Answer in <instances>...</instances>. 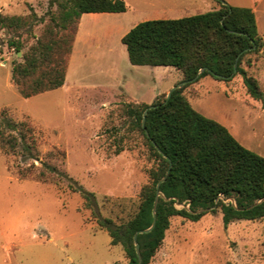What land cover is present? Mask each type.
Returning <instances> with one entry per match:
<instances>
[{"label": "rangeland", "instance_id": "obj_1", "mask_svg": "<svg viewBox=\"0 0 264 264\" xmlns=\"http://www.w3.org/2000/svg\"><path fill=\"white\" fill-rule=\"evenodd\" d=\"M124 1V13L84 16L62 88L24 98L11 80L13 63L23 61L57 7L51 0H0L1 15L29 20L35 13L40 20L31 33L0 31V264L128 262L60 174L92 193L103 217L120 223L137 213L154 161L125 107L164 100L184 76L171 66L132 65L121 38L140 22L207 12L219 0ZM221 1L252 8L264 39V0ZM15 35L24 43L20 53L8 46ZM242 66L264 90V48ZM184 93L195 110L264 156V101L248 95L241 76H205ZM40 172L50 180L37 179ZM151 264H264V218L225 226L220 212L196 222L173 217Z\"/></svg>", "mask_w": 264, "mask_h": 264}, {"label": "trees", "instance_id": "obj_2", "mask_svg": "<svg viewBox=\"0 0 264 264\" xmlns=\"http://www.w3.org/2000/svg\"><path fill=\"white\" fill-rule=\"evenodd\" d=\"M50 4L56 5L58 14L50 17L44 34L23 53V61L12 66L11 80L24 98L64 86L83 14L128 10L124 0H51ZM39 21L35 13L29 20L0 14V31L24 27L31 33L32 25ZM121 42L132 65L171 66L182 72L181 82H186L172 91L169 98L125 107L154 161L148 170L149 181L140 193L139 209L120 223L103 217L92 193L68 175H60L72 192L80 194L84 207L91 210L97 224L107 230L111 244L123 247L127 264H139L134 235L151 226L157 184L168 170L159 188L162 196L156 224L149 233L138 236L141 264H151L173 217L196 222L207 213L220 212L225 226L236 221L263 219L264 156L242 145L226 126L195 110L184 93L186 87L205 76L230 81L239 75L248 95L264 101V90L242 66L247 54L264 48L253 9L219 0V7L207 12L140 22ZM8 46L17 53L24 49L18 35L9 38ZM3 114L4 111L0 113ZM123 150L119 147L116 153ZM62 156L65 157L64 152ZM47 168L50 174L56 171L54 167ZM37 179L50 180L43 172Z\"/></svg>", "mask_w": 264, "mask_h": 264}, {"label": "water", "instance_id": "obj_3", "mask_svg": "<svg viewBox=\"0 0 264 264\" xmlns=\"http://www.w3.org/2000/svg\"><path fill=\"white\" fill-rule=\"evenodd\" d=\"M203 71V69L201 70V72ZM186 82H181L180 84L176 85L175 87H173L169 94L167 95V98H169L170 94L172 93V91H174L175 89L177 88H180L182 85H184ZM153 106H151L150 108H152ZM146 114V111L144 112V116ZM145 122V117L143 118V123ZM169 173V170L167 171L165 177L162 178V180L157 184V194H156V198H155V201H154V205H153V210H152V213H153V221H152V224L149 228L147 229H143V230H139L135 233L134 235V241H135V248H136V252H137V255H138V258H139V264L142 263V258H141V252H140V245L138 243V236L140 234H145V233H149L155 226L156 224V211H157V206H158V202H159V198L160 196H162V193L160 192L159 188H160V184L161 182L165 181L166 178H167V175Z\"/></svg>", "mask_w": 264, "mask_h": 264}, {"label": "crops", "instance_id": "obj_4", "mask_svg": "<svg viewBox=\"0 0 264 264\" xmlns=\"http://www.w3.org/2000/svg\"><path fill=\"white\" fill-rule=\"evenodd\" d=\"M108 13H90V14H83L82 16H81V23H80V27H79V31H78V34H77V37H76V40H77V38H78V35L80 34V29H81V24H82V20H83V18H84V16H105V15H107ZM76 42V41H75ZM74 49H75V45H74V47H73V51H72V54H71V58H70V61H69V66H68V70H69V67H70V63H71V59H72V56H73V52H74ZM68 70H67V73H68ZM66 79H67V76H66ZM65 83H66V81H65ZM65 85V84H64ZM62 88V87H61Z\"/></svg>", "mask_w": 264, "mask_h": 264}]
</instances>
